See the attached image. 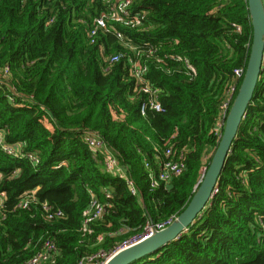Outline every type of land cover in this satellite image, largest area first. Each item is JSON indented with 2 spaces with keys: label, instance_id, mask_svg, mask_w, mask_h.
I'll return each mask as SVG.
<instances>
[{
  "label": "trees",
  "instance_id": "1",
  "mask_svg": "<svg viewBox=\"0 0 264 264\" xmlns=\"http://www.w3.org/2000/svg\"><path fill=\"white\" fill-rule=\"evenodd\" d=\"M107 9L103 0H0V130L21 154L11 157L0 146V196L6 194L0 264H24L49 241L58 254L44 264H79L114 252L148 222L175 219L186 209L218 147L221 106L250 57L248 0H133L140 24L110 22V32H100L92 45L89 31ZM116 32L134 46L155 45L162 57L190 61L191 76L168 59L146 62V79L160 90L165 112L142 116L146 97L129 60L106 61L125 51ZM85 132H96L115 151L137 196L125 178L104 170ZM168 148L174 157L184 154L186 171L154 189L151 176ZM33 190L30 208H19ZM92 196L106 210L86 229ZM44 204L63 217L49 219ZM132 264H264V64L210 203L177 240Z\"/></svg>",
  "mask_w": 264,
  "mask_h": 264
},
{
  "label": "built area",
  "instance_id": "2",
  "mask_svg": "<svg viewBox=\"0 0 264 264\" xmlns=\"http://www.w3.org/2000/svg\"><path fill=\"white\" fill-rule=\"evenodd\" d=\"M104 3L108 6L106 12L101 16L96 18L94 25L91 27L88 39L90 44L94 45L97 43V38L100 32H110L108 23L116 22L121 24L126 28H131L134 25H139L140 21L138 18H135L131 12V7L133 0H103ZM229 0H222V2H228ZM264 2V0H263ZM233 27L236 28L237 32H241V27L233 24ZM117 39L124 44L125 51L114 54L112 56H107L106 61L110 65L118 64L124 59H128L130 63V71L133 77L137 80L139 84L138 93L144 95L146 98L141 103L140 112L142 116H146L148 110L155 112H165V109L162 103L159 100L160 90L154 88L152 84L146 79L148 75L149 68L147 65V60L155 58L158 63L163 62L165 59H168L175 63H180L184 65L185 72L188 76L194 74L195 70L190 64V61L187 58L175 54H165L164 57L158 54V49L155 45L146 44L143 47L134 46L132 43L127 41L126 36L121 32H116ZM177 44V42H175ZM133 51L135 58L130 57L128 51ZM159 58V59H158ZM4 73L7 75L9 73V68L4 70ZM245 75L244 69H237L234 73V82L231 85L230 89L227 92V100L221 106V115L219 121L215 128V135L221 138L222 130L225 127L226 118L231 109V103L234 100L235 94L238 89L237 82L240 79H243ZM84 140L89 148L95 155L101 154L104 159V170L107 173L113 175H119L128 183V187L131 193L135 196L138 195V190L134 181L128 176L127 169L120 164L115 151L104 141L102 140L96 132H85ZM0 146L3 148L4 152L14 158L21 157V154L18 150L7 145L5 143V132L0 130ZM165 160H160V170L157 174L152 175L151 187L156 188L159 182H170L173 178L181 176L186 171V161L184 154L181 153L178 157H174L173 150L171 148L166 149L165 151ZM28 157L33 161L34 164L37 163L38 158L36 156L28 155ZM149 168V165L146 164ZM1 182V178H0ZM217 191V190H216ZM36 190L26 193L20 200L18 207L21 209H29L30 205L35 201L34 195ZM6 198L5 193H1L0 196V207L3 208L4 200ZM45 213L48 214L49 219L62 218L63 212L56 211L55 214H52L51 211L53 208L48 204L43 205ZM106 208L100 204L99 200L92 196V202L88 210L86 211V219L84 221V227L88 229L90 225L99 220L105 212ZM5 219V217H4ZM174 219L155 224L148 222L144 228V232L141 235H138L134 238L126 240L121 246H119L114 252L108 253L105 251H100L99 253L88 257L86 260H82L79 264H106L108 260L121 249L132 246L139 243L143 239H146L153 235L154 231H161L168 227ZM104 236L99 238V242L102 243ZM58 254V248L53 242H46L42 251L38 252L33 258L24 264H44L50 262Z\"/></svg>",
  "mask_w": 264,
  "mask_h": 264
},
{
  "label": "water",
  "instance_id": "3",
  "mask_svg": "<svg viewBox=\"0 0 264 264\" xmlns=\"http://www.w3.org/2000/svg\"><path fill=\"white\" fill-rule=\"evenodd\" d=\"M248 4L253 26V41L247 69L226 118L218 147L209 167L204 171L196 193L186 209L168 227L161 231H154L152 236L121 249L106 264H132L159 252L177 240L194 224L216 193L220 176L232 151L233 143L253 100L264 64V2L263 0H248Z\"/></svg>",
  "mask_w": 264,
  "mask_h": 264
},
{
  "label": "rangeland",
  "instance_id": "4",
  "mask_svg": "<svg viewBox=\"0 0 264 264\" xmlns=\"http://www.w3.org/2000/svg\"><path fill=\"white\" fill-rule=\"evenodd\" d=\"M209 157L210 156H208V158H205V160H204V164L205 165H207V163L209 162ZM202 171L204 172V171H206V169L204 168Z\"/></svg>",
  "mask_w": 264,
  "mask_h": 264
}]
</instances>
